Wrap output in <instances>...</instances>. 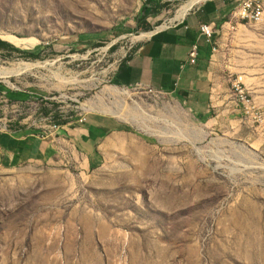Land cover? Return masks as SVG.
Wrapping results in <instances>:
<instances>
[{
  "label": "rangeland",
  "instance_id": "1",
  "mask_svg": "<svg viewBox=\"0 0 264 264\" xmlns=\"http://www.w3.org/2000/svg\"><path fill=\"white\" fill-rule=\"evenodd\" d=\"M188 1L0 0V134L47 156L0 154V264H264V0L216 37L237 113L117 82Z\"/></svg>",
  "mask_w": 264,
  "mask_h": 264
},
{
  "label": "crops",
  "instance_id": "2",
  "mask_svg": "<svg viewBox=\"0 0 264 264\" xmlns=\"http://www.w3.org/2000/svg\"><path fill=\"white\" fill-rule=\"evenodd\" d=\"M236 2L207 0L178 23L151 35L124 62L116 75L117 82L171 92L197 112L205 113L213 108L228 114L237 113L240 108L235 101L234 80L217 49L223 38H216L218 29L224 28L236 8ZM204 24L217 29L214 45L207 44L200 33V26ZM194 45L198 47L197 61L189 65L187 57ZM0 154L13 164L47 157L44 144L28 136L7 132L0 134Z\"/></svg>",
  "mask_w": 264,
  "mask_h": 264
},
{
  "label": "built area",
  "instance_id": "3",
  "mask_svg": "<svg viewBox=\"0 0 264 264\" xmlns=\"http://www.w3.org/2000/svg\"><path fill=\"white\" fill-rule=\"evenodd\" d=\"M238 4L231 13L229 20L225 25L229 26L230 29H234L236 25L245 24H259L262 21L263 16V5L260 0H237ZM223 26L220 28L222 30ZM216 29L211 25H201L200 33L203 36L205 42L210 45H214ZM215 51V48H213ZM198 47L192 46L189 50L187 63L194 65L197 61ZM138 88V87H137ZM151 91V89H147ZM233 91L235 99L240 104L246 103V97L241 88V84L237 81L233 84Z\"/></svg>",
  "mask_w": 264,
  "mask_h": 264
},
{
  "label": "bare ground",
  "instance_id": "4",
  "mask_svg": "<svg viewBox=\"0 0 264 264\" xmlns=\"http://www.w3.org/2000/svg\"><path fill=\"white\" fill-rule=\"evenodd\" d=\"M204 1H207V0H190V1L186 2L176 12L175 17L171 21L172 22L180 21L181 19H183V17L186 15V13L190 11L191 8H193L194 6L200 4L201 2H204ZM159 30H161V28L157 29L155 32H152V33L141 34V36L138 38V40L144 39V38H149L151 35H153L154 33H156ZM0 76H6V73H0Z\"/></svg>",
  "mask_w": 264,
  "mask_h": 264
}]
</instances>
